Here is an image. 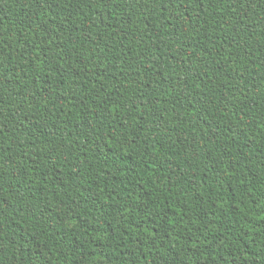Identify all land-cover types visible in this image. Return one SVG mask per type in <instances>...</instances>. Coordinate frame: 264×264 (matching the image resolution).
I'll return each mask as SVG.
<instances>
[{
	"label": "trees",
	"instance_id": "1",
	"mask_svg": "<svg viewBox=\"0 0 264 264\" xmlns=\"http://www.w3.org/2000/svg\"><path fill=\"white\" fill-rule=\"evenodd\" d=\"M0 264H264V0H0Z\"/></svg>",
	"mask_w": 264,
	"mask_h": 264
}]
</instances>
